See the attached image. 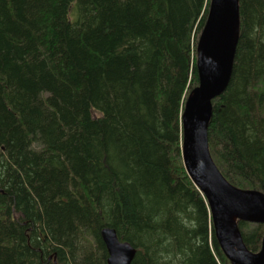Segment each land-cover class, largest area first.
<instances>
[{"label":"trees","instance_id":"16d2710c","mask_svg":"<svg viewBox=\"0 0 264 264\" xmlns=\"http://www.w3.org/2000/svg\"><path fill=\"white\" fill-rule=\"evenodd\" d=\"M209 0H0V264H232L182 157ZM93 112L98 114L93 116ZM211 158L264 194V0H239ZM250 253L264 223L235 222Z\"/></svg>","mask_w":264,"mask_h":264},{"label":"water","instance_id":"95a60500","mask_svg":"<svg viewBox=\"0 0 264 264\" xmlns=\"http://www.w3.org/2000/svg\"><path fill=\"white\" fill-rule=\"evenodd\" d=\"M239 0H209L204 27L196 45L198 86L186 99L182 116V157L186 171L205 196L218 245L232 264H264V236L261 250L250 253L243 246L235 222L240 248L230 240L231 218L264 223V194L242 191L221 175L208 148V126L212 102L230 80L238 31ZM101 238L108 253L107 264H131L136 250L105 228ZM54 264H57L54 261Z\"/></svg>","mask_w":264,"mask_h":264},{"label":"bare ground","instance_id":"6f19581e","mask_svg":"<svg viewBox=\"0 0 264 264\" xmlns=\"http://www.w3.org/2000/svg\"><path fill=\"white\" fill-rule=\"evenodd\" d=\"M234 222H236L235 220H234V218H231V221H230V232H229V235H230V240H231V243H232V245H233V247L234 248H240L241 247V245H240V239H239V235H238V233L236 232H233V227H232V225H233V223Z\"/></svg>","mask_w":264,"mask_h":264},{"label":"rangeland","instance_id":"374dc122","mask_svg":"<svg viewBox=\"0 0 264 264\" xmlns=\"http://www.w3.org/2000/svg\"><path fill=\"white\" fill-rule=\"evenodd\" d=\"M92 114H93V116H95V117L98 116V114H97L96 112H93Z\"/></svg>","mask_w":264,"mask_h":264}]
</instances>
